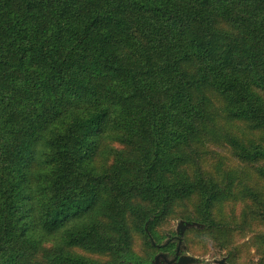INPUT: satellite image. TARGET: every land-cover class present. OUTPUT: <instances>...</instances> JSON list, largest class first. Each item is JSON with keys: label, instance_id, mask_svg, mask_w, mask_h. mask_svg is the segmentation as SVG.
<instances>
[{"label": "trees", "instance_id": "1", "mask_svg": "<svg viewBox=\"0 0 264 264\" xmlns=\"http://www.w3.org/2000/svg\"><path fill=\"white\" fill-rule=\"evenodd\" d=\"M182 202L201 226L168 239ZM193 232L264 264V0H0V264H152Z\"/></svg>", "mask_w": 264, "mask_h": 264}, {"label": "rangeland", "instance_id": "2", "mask_svg": "<svg viewBox=\"0 0 264 264\" xmlns=\"http://www.w3.org/2000/svg\"><path fill=\"white\" fill-rule=\"evenodd\" d=\"M212 147V145H211ZM219 151L218 155L216 156L218 158V163L214 165L216 161V157L211 156V159H208L207 164H205L203 166V171H205L207 174L214 176L215 179L220 180L223 176V172L225 170V167L228 166V161H227V157L228 159L230 158L229 155V149H227L226 147H218L217 149ZM227 156V157H225ZM237 163H235L234 161H230L229 166H234L233 169H236L237 167ZM237 172V171H236ZM241 173L237 172L234 175V178L236 179L237 177H241L239 176ZM226 181V180H225ZM220 182V181H219ZM239 180L237 181V184L235 185L236 189H238L239 187ZM222 200H220L219 202H217V204L215 205V212L218 215H222L220 217V219H224V220H229L230 216L233 214L231 211L235 209L236 213H239L242 209V205H230V199H228V202L226 204H222L223 202H221ZM191 203H194V200L191 199L190 200ZM184 203L186 202H182L179 204H175L173 206V211L172 214L170 215L168 221L166 222V224L163 226V228L161 229V231H164L166 236L169 237H175V236H181V234L183 233V236L185 235V232L187 230H189L190 228L193 227H200V223L198 222H189L183 219L182 215H183V208L182 207L184 205ZM236 217H240V215L238 214V216ZM251 227V226H250ZM253 227V226H252ZM182 236V237H183ZM247 239L249 240L250 237V233H247ZM190 237H192V239H190L189 241H185L184 238L183 239V243L181 246V256L182 257H189L191 259V262H189L188 264H222L221 262H223V264H230L228 262V259L226 257V255L224 253H222L219 248L216 246L217 245V241L218 240H213V239H205V238H199V235L196 233H192L190 235ZM140 239L141 237L139 235L135 236V246L137 247V251L143 252L141 249H139L138 247H140ZM193 242V244H192ZM49 246V245H48ZM140 251H139V250ZM71 251L76 252L75 249H71ZM78 252H81L80 254H84L85 252L82 250H77ZM77 253V252H76ZM252 253H254V251H252ZM85 255H90L92 258H96V259H100L102 261H105L107 259L105 253H101V255L99 254H88L87 252L85 253ZM36 260V259H34ZM170 260V259H168ZM245 260H246V264H257L258 263V257L256 258L255 256H253V254H247L245 256ZM40 264L37 260H36V264ZM155 263V260L152 261V264ZM160 264H169L168 262H165L162 260V262Z\"/></svg>", "mask_w": 264, "mask_h": 264}, {"label": "water", "instance_id": "3", "mask_svg": "<svg viewBox=\"0 0 264 264\" xmlns=\"http://www.w3.org/2000/svg\"><path fill=\"white\" fill-rule=\"evenodd\" d=\"M181 245H182V239L180 238V242H179V245H178V250H177L176 258L175 259L168 260L166 258V255L165 254H159V255L156 256V259H155V263L154 264H160L161 263V260H165L169 264H174L176 261H178L177 264H188L189 262H191V259L189 257H182L181 256L178 259V256H179L180 250H181ZM221 263L223 264V262H221Z\"/></svg>", "mask_w": 264, "mask_h": 264}, {"label": "flooded vegetation", "instance_id": "4", "mask_svg": "<svg viewBox=\"0 0 264 264\" xmlns=\"http://www.w3.org/2000/svg\"><path fill=\"white\" fill-rule=\"evenodd\" d=\"M162 262V261H161Z\"/></svg>", "mask_w": 264, "mask_h": 264}]
</instances>
